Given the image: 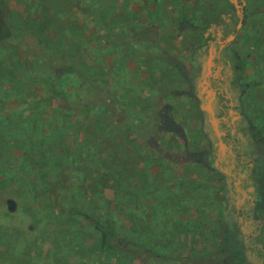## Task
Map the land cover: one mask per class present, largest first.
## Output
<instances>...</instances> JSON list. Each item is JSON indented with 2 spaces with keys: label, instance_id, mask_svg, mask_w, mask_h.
Returning a JSON list of instances; mask_svg holds the SVG:
<instances>
[{
  "label": "rangeland",
  "instance_id": "1",
  "mask_svg": "<svg viewBox=\"0 0 264 264\" xmlns=\"http://www.w3.org/2000/svg\"><path fill=\"white\" fill-rule=\"evenodd\" d=\"M0 1V264H245L195 79L214 56L241 70L243 148L264 162V0ZM81 211L144 252L101 250Z\"/></svg>",
  "mask_w": 264,
  "mask_h": 264
},
{
  "label": "flooded vegetation",
  "instance_id": "2",
  "mask_svg": "<svg viewBox=\"0 0 264 264\" xmlns=\"http://www.w3.org/2000/svg\"><path fill=\"white\" fill-rule=\"evenodd\" d=\"M220 36V33L217 38L210 35V39H206L208 46L213 42L218 43ZM215 58L217 57L204 59L201 71L197 73L195 80L202 96L200 97L204 111L202 123L210 126V130L209 128L207 130L210 154L214 157L218 153L220 160L227 156V164L222 165L229 179L226 195L229 215L225 235L234 244L231 249L235 255L241 250L245 264H255L254 261L264 264V248L256 243L253 244L254 249L249 248L251 240L255 238L251 223L254 220L258 221L255 215L264 208V162L257 155L253 157L252 154H248L246 147L243 148L245 137L242 133V124L245 122V117L240 114L235 115L241 105L238 94L250 83L238 80L241 78V70L234 74L229 62H227L228 66H223L221 61ZM238 63L244 64L245 61L238 60ZM222 126H225L223 130L220 128ZM222 140L225 144L221 147ZM256 140L253 137L249 138V144L254 143L255 148H258L257 143L262 141V138L257 137ZM242 163L248 165L241 169ZM223 167H220V170ZM236 208L238 211L235 212ZM243 222L245 225H242ZM236 249L240 250L236 251ZM259 260L262 262L260 263Z\"/></svg>",
  "mask_w": 264,
  "mask_h": 264
},
{
  "label": "trees",
  "instance_id": "3",
  "mask_svg": "<svg viewBox=\"0 0 264 264\" xmlns=\"http://www.w3.org/2000/svg\"><path fill=\"white\" fill-rule=\"evenodd\" d=\"M83 10L86 11V8L83 7ZM100 18L103 19V15H100ZM142 26H144V25H142ZM129 27L132 28V32H133L134 25L129 26ZM140 32H145L144 27H141L137 33L135 32L136 33V35H134L135 40L141 39L139 37V34H138ZM11 34H12V28L8 22L7 8L5 7V4L0 1V42L9 38L11 36ZM207 38L210 39L209 34L206 36V39ZM32 103L34 104V101ZM252 128L254 130L255 126L252 125ZM79 215H80L82 220H84L89 226H91L93 229H95L99 233V236H100L99 247L101 250H103V251L118 250V251H122L125 253H131V254H135V255L136 254L140 255L144 252V250H145L144 245L139 244L138 242L133 241L132 239H130L128 237L119 235L115 231V229L113 227L114 224L112 222L111 223L106 222V221L102 220L101 218L96 217V216H94L88 212H85V211L79 212ZM223 240H224L223 246L225 248H232L233 247L234 244L226 237V235L223 238ZM238 243H236L235 246H237ZM234 250H235V248H234ZM239 250L240 249H238V250L236 249V251H239ZM237 257L240 258L241 260L245 259V257H243V255L241 253V250L237 254Z\"/></svg>",
  "mask_w": 264,
  "mask_h": 264
}]
</instances>
